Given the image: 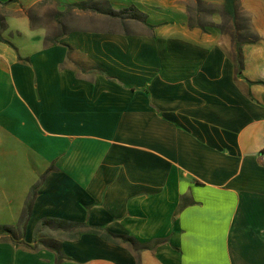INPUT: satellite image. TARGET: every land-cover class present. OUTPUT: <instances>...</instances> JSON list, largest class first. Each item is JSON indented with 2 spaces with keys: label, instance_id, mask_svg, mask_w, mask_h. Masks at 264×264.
<instances>
[{
  "label": "crops",
  "instance_id": "crops-1",
  "mask_svg": "<svg viewBox=\"0 0 264 264\" xmlns=\"http://www.w3.org/2000/svg\"><path fill=\"white\" fill-rule=\"evenodd\" d=\"M201 1L0 0V225L39 182L0 264H264V0H236L240 69Z\"/></svg>",
  "mask_w": 264,
  "mask_h": 264
},
{
  "label": "trees",
  "instance_id": "trees-1",
  "mask_svg": "<svg viewBox=\"0 0 264 264\" xmlns=\"http://www.w3.org/2000/svg\"><path fill=\"white\" fill-rule=\"evenodd\" d=\"M197 1V11L201 12L203 10L206 11H212L213 8L208 7L210 5L203 3L201 0H196ZM99 4H101L99 6ZM81 9H92L95 10L99 13L106 14L110 17H115L118 18L120 21H125V19H135L138 21H142L146 23L145 16L139 12L135 7H128V8H121L118 10L112 9L110 6L104 4V3H88V2H80L73 4ZM224 13L229 16L231 20H233V28H232V35H234L235 38V61L237 68H241V52H240V45L245 42V41H253L257 38V36L250 30L248 24L246 23H241V19L239 18V14L237 11V5H236V0H225L224 3ZM211 9V10H209ZM194 21L193 18L190 17L189 19V26L193 27L194 26ZM223 27V26H222ZM202 29H204L202 27ZM224 29V28H223ZM241 40V42H240ZM39 185V182L34 184L32 186L30 194L25 202L24 205V211L22 213V216L20 217L18 223L15 226L12 225H0V235H6L9 236L11 239H16L20 238L24 235V229L26 227V223L29 219L30 212H31V205H32V199L35 194V190L37 186ZM83 226L86 224H72L67 221L63 220H53V219H45L40 221L37 224L36 227V233L40 231L41 227L45 226H50L53 228H62V229H68L71 226ZM72 237V235H69ZM119 238H122L123 240L129 241L130 243L134 242L135 240L130 237V236H117Z\"/></svg>",
  "mask_w": 264,
  "mask_h": 264
},
{
  "label": "rangeland",
  "instance_id": "rangeland-1",
  "mask_svg": "<svg viewBox=\"0 0 264 264\" xmlns=\"http://www.w3.org/2000/svg\"><path fill=\"white\" fill-rule=\"evenodd\" d=\"M205 13H208V12H204V13H201V17L202 18H206V14ZM227 20V19H226ZM135 21H138V20H135L134 19V22ZM242 22V21H241ZM136 23V22H135ZM227 24V21H225L224 20V22H222V26H223V28L224 29H232L233 27H229V26H227L226 25ZM130 28V27H129ZM122 29H127V27L126 26H122ZM9 237V236H8ZM59 236H57L56 234H49L48 233V235L47 234H44V231L43 232H37V234H36V238H38L39 240H38V243H40V244H42L43 243V241L44 242H47V243H52L53 242V240H54V238L56 239V238H58ZM10 238V237H9ZM19 238L18 239H16V241H18L19 242ZM54 243V242H53Z\"/></svg>",
  "mask_w": 264,
  "mask_h": 264
},
{
  "label": "built area",
  "instance_id": "built-area-1",
  "mask_svg": "<svg viewBox=\"0 0 264 264\" xmlns=\"http://www.w3.org/2000/svg\"><path fill=\"white\" fill-rule=\"evenodd\" d=\"M260 156H261L262 161L264 163V141H263V145H262L261 150H260Z\"/></svg>",
  "mask_w": 264,
  "mask_h": 264
}]
</instances>
